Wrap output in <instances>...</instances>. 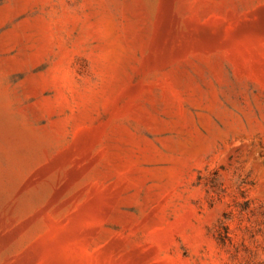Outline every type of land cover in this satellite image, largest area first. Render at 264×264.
I'll use <instances>...</instances> for the list:
<instances>
[{"label": "rangeland", "instance_id": "1", "mask_svg": "<svg viewBox=\"0 0 264 264\" xmlns=\"http://www.w3.org/2000/svg\"><path fill=\"white\" fill-rule=\"evenodd\" d=\"M0 264H264V0H0Z\"/></svg>", "mask_w": 264, "mask_h": 264}]
</instances>
